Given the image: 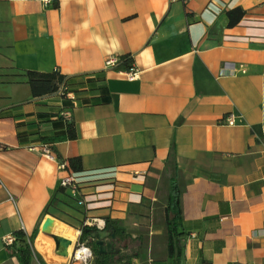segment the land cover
Instances as JSON below:
<instances>
[{"label":"crops","instance_id":"obj_1","mask_svg":"<svg viewBox=\"0 0 264 264\" xmlns=\"http://www.w3.org/2000/svg\"><path fill=\"white\" fill-rule=\"evenodd\" d=\"M127 55L137 80L105 68ZM28 71H58L75 99L34 97ZM45 144L59 161L81 158L84 206L59 191L58 162L30 150ZM171 180L181 264H264V0H0V264H20L5 244L18 231L30 264H71L43 232L49 218L73 248L86 219L115 224L125 242L113 264H176Z\"/></svg>","mask_w":264,"mask_h":264},{"label":"trees","instance_id":"obj_2","mask_svg":"<svg viewBox=\"0 0 264 264\" xmlns=\"http://www.w3.org/2000/svg\"><path fill=\"white\" fill-rule=\"evenodd\" d=\"M244 10L237 8L229 11L228 27L233 28L244 17ZM122 66L129 69L133 63V58L130 55L123 56ZM25 77L31 87L32 95L34 97H43L52 95L58 92L63 84L68 83V78L58 71L50 73H40L35 71H28ZM68 137L71 140L76 138L75 128L72 124L68 125ZM66 164V171L69 175L74 176L76 179L79 173L83 172L82 160L79 157L71 158L68 160H61ZM80 184V183H79ZM60 192L69 191L66 188L60 187ZM182 210H181V191L176 180L170 182V194L166 207V224L168 229V254L169 257L174 259L176 264H181L182 258V242L186 239L187 234L181 230ZM112 230L118 238V247H121L125 241L122 235V230L117 228L115 224H107L106 230ZM84 229L80 241H84L88 236ZM16 242L8 247L9 254L16 257L20 264H30L33 258V250L31 239L23 231H18L15 234ZM94 264H113L112 256L100 255L98 246L94 245ZM123 260V259H120ZM127 264V263H126Z\"/></svg>","mask_w":264,"mask_h":264},{"label":"built area","instance_id":"obj_3","mask_svg":"<svg viewBox=\"0 0 264 264\" xmlns=\"http://www.w3.org/2000/svg\"><path fill=\"white\" fill-rule=\"evenodd\" d=\"M53 0H44V4L46 7H48ZM172 1H181L185 4L189 3L191 0H172ZM123 59L119 56H113L106 60L105 62V68L106 69H120L124 68L122 66ZM239 71L241 73H246V69L244 66L239 67ZM122 73L127 77L129 80H137L139 78L140 72L139 70L134 66L132 63L131 67L127 70L124 69ZM60 96H64L70 99H75L74 93L69 90L68 84H63L60 86L58 92ZM62 117L64 120H66L68 123L71 122L72 114L69 111H64L62 113ZM225 124L228 126H236L237 121L236 117L233 114H229L224 118ZM30 150L38 152L41 156L46 157L50 160H56L59 164V169L61 171H66V164L64 162H61L57 160L56 155L54 154L53 150L48 145H42L37 148H31ZM67 172V171H66ZM60 187L66 188L70 191L72 197L76 200L79 206H84L86 204L84 197L82 196L80 184L78 182V179H76L74 176H71L69 174H66L61 181H60ZM85 228H96L101 229L105 228V222L101 221L98 222L94 219H86L84 222ZM16 242V237H8L5 239V244L7 247L12 246ZM71 264H94L95 255L93 248L90 246V243L88 241L86 242H78L71 254Z\"/></svg>","mask_w":264,"mask_h":264},{"label":"water","instance_id":"obj_4","mask_svg":"<svg viewBox=\"0 0 264 264\" xmlns=\"http://www.w3.org/2000/svg\"><path fill=\"white\" fill-rule=\"evenodd\" d=\"M62 227V223L50 218L44 223L43 232L55 242L56 251L60 256L70 258L72 254V252L70 253V249L74 245L73 241L64 235L53 233L55 228ZM86 233L91 236L95 245L98 246L100 255L120 253V249L115 248L116 234L113 231L87 228ZM108 238H111L112 241L107 242Z\"/></svg>","mask_w":264,"mask_h":264},{"label":"rangeland","instance_id":"obj_5","mask_svg":"<svg viewBox=\"0 0 264 264\" xmlns=\"http://www.w3.org/2000/svg\"><path fill=\"white\" fill-rule=\"evenodd\" d=\"M57 232L58 233H56V234H58V235H63V232H60L58 229H57ZM65 236V235H64ZM67 238H68V236H66ZM134 251H135V249L133 248V249H131L129 252H126L124 255H130V254H133L134 253ZM120 264H123V263H120Z\"/></svg>","mask_w":264,"mask_h":264},{"label":"bare ground","instance_id":"obj_6","mask_svg":"<svg viewBox=\"0 0 264 264\" xmlns=\"http://www.w3.org/2000/svg\"><path fill=\"white\" fill-rule=\"evenodd\" d=\"M49 219H50V218H49ZM57 229H58V228H55L53 232L58 233V232H57ZM68 238L71 239V240L73 241V243L75 242V238H73V237H68ZM72 250H73V246H72L71 249H70V253L72 252Z\"/></svg>","mask_w":264,"mask_h":264}]
</instances>
